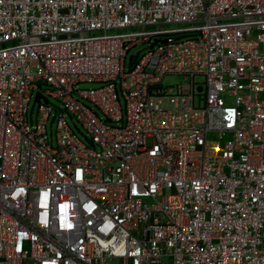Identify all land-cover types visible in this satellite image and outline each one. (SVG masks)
<instances>
[{
    "label": "built area",
    "instance_id": "1",
    "mask_svg": "<svg viewBox=\"0 0 264 264\" xmlns=\"http://www.w3.org/2000/svg\"><path fill=\"white\" fill-rule=\"evenodd\" d=\"M0 264H264V0H0Z\"/></svg>",
    "mask_w": 264,
    "mask_h": 264
},
{
    "label": "rangeland",
    "instance_id": "2",
    "mask_svg": "<svg viewBox=\"0 0 264 264\" xmlns=\"http://www.w3.org/2000/svg\"><path fill=\"white\" fill-rule=\"evenodd\" d=\"M145 51H146V45H144V44H139L136 47L132 48L128 52V55H127L126 67L127 68L129 67L132 56L137 55L138 53H141L142 54ZM195 81L203 82L204 81V76L197 75L195 77ZM184 82H185V80L183 79V77L181 75L170 74V75L165 76V78L163 80V85L164 86H167V85H175V84H180V83H184ZM97 86H99V84L90 83V82L81 83L79 85L80 88H94V87H97ZM37 92H38V90L35 91V95H36ZM120 96H121V100L123 102L124 101L123 100V96L121 94H120ZM49 100H50V102H51L52 105L58 106V107L60 106V102L59 101H57V100H55L53 98H50V97H49ZM33 102H34V100H33ZM33 102H32V105H33ZM67 119L69 120L72 128L80 136H84L85 135L84 134V130L82 129V127L80 126V124L76 120H72L68 115H67ZM53 129L55 130V124L53 125Z\"/></svg>",
    "mask_w": 264,
    "mask_h": 264
}]
</instances>
